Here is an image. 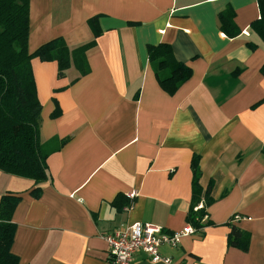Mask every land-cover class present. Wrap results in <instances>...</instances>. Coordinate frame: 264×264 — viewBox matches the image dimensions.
<instances>
[{"label":"crops","instance_id":"1","mask_svg":"<svg viewBox=\"0 0 264 264\" xmlns=\"http://www.w3.org/2000/svg\"><path fill=\"white\" fill-rule=\"evenodd\" d=\"M259 3L31 0V54L57 38L70 48L96 44L85 76L72 66L59 78L57 62H31L41 142H66L47 159L51 180L39 199L32 180L0 171V198L22 197L11 250L20 264H111L104 236L116 229L140 222L184 231L195 156L201 186L212 185L210 224L178 248L162 247V256L173 264H264V42L252 28ZM224 13L238 36L223 32ZM159 44L192 70L173 95L149 60L148 47ZM233 226L249 234L248 251L229 246ZM135 264L165 263L138 253Z\"/></svg>","mask_w":264,"mask_h":264},{"label":"trees","instance_id":"2","mask_svg":"<svg viewBox=\"0 0 264 264\" xmlns=\"http://www.w3.org/2000/svg\"><path fill=\"white\" fill-rule=\"evenodd\" d=\"M259 2L262 16L252 28L264 42V0ZM30 6L31 0H0V171L32 180L35 188L31 194L39 199L43 185L51 180L47 159L60 150L66 141L41 142L42 104L38 98L31 62L34 58L41 62H57L59 78L65 77L72 66L81 76H85L89 73L86 53L96 42L93 40L77 48H70L65 39L57 38L31 54ZM231 16L230 13L221 14L220 21L223 32L232 38L238 36L239 31L235 29ZM89 25L97 38L100 32L94 20L89 21ZM249 46L256 48L252 44ZM148 54L156 78L167 93L175 94L191 78L192 70L177 61L170 45H150ZM262 73L264 75V67ZM199 161V156H195L191 164L192 201L187 222L201 234L203 228L210 224L208 207L214 200L211 196L212 185L207 190L201 186ZM21 200V196L12 193L0 198V264H20L19 258L11 250L16 232L13 215ZM117 204L114 202V206L120 210ZM130 204L128 200L125 207ZM228 243L246 252L250 236L233 226Z\"/></svg>","mask_w":264,"mask_h":264},{"label":"built area","instance_id":"3","mask_svg":"<svg viewBox=\"0 0 264 264\" xmlns=\"http://www.w3.org/2000/svg\"><path fill=\"white\" fill-rule=\"evenodd\" d=\"M196 233L190 225L182 232L169 233L160 226L139 222L116 229L106 234L104 239L108 245L107 256L111 264H135L138 253L145 254L152 263L173 264L170 258L162 256L161 248H178L183 236Z\"/></svg>","mask_w":264,"mask_h":264}]
</instances>
